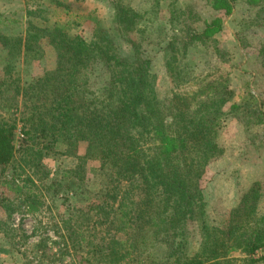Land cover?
Wrapping results in <instances>:
<instances>
[{
	"label": "trees",
	"instance_id": "trees-1",
	"mask_svg": "<svg viewBox=\"0 0 264 264\" xmlns=\"http://www.w3.org/2000/svg\"><path fill=\"white\" fill-rule=\"evenodd\" d=\"M235 1L215 0L213 8L231 14ZM114 9V22L130 45L127 55L101 26L91 41L71 36L59 25L28 31L25 39L0 34L6 76L0 86L8 82V91H20L14 84L18 78H11V66L23 53L33 52L43 40L56 52L55 69L25 89V95L35 100L26 120L31 128L23 129V154L26 160L31 158L24 162L36 170L34 176L44 171V157L58 145L64 148L63 155L77 160L60 180L41 182L55 197L67 194L69 213L54 231L61 241L59 258L73 252L86 264H231V254L240 253L251 264L264 261L253 259L264 249L261 182L243 194L226 224L209 225L204 218L201 182L209 164L225 154L219 142L222 117L233 99L228 75L198 76L190 59L195 43L210 37L208 29L174 35L165 42V68L173 87L164 101L142 44L143 15L123 0H116ZM96 65L105 70L108 81L93 91L90 81ZM16 129V124L0 122L2 170L13 168L16 160ZM81 144L86 146L83 155L78 153ZM90 161L99 163L103 181L99 190L92 188L87 176ZM32 175H26V180L0 178L5 192L22 197L28 214L37 213L43 205L25 183H34ZM124 183L127 190L123 192ZM136 191L139 200H134ZM70 195L84 205L72 204ZM101 199L107 201L101 204ZM191 223L198 224L194 253L189 249ZM5 225L0 221V234L12 231ZM104 226L105 235L92 236L91 230ZM38 251L41 263L56 261L44 239Z\"/></svg>",
	"mask_w": 264,
	"mask_h": 264
},
{
	"label": "rangeland",
	"instance_id": "rangeland-1",
	"mask_svg": "<svg viewBox=\"0 0 264 264\" xmlns=\"http://www.w3.org/2000/svg\"><path fill=\"white\" fill-rule=\"evenodd\" d=\"M115 1L0 0V34L25 39L28 31L34 33L40 28L54 29L59 25L65 27L71 36L91 41L96 27L101 26L113 34L121 52L127 55L130 45L114 22ZM123 2L143 15L141 26L145 34L141 37L142 44L146 58L151 60L152 72L158 78L159 97L164 101L170 97L173 87L165 68V42L174 35L184 37L188 31L202 33L208 29L210 37L195 43L190 49V59L194 61L198 76L216 78L220 74L228 75L233 99L225 107L222 117L219 142L225 154L209 164L201 182L205 198L204 218L209 225L226 224L230 210L240 203L243 194L255 182L262 184L259 211L264 215V0H255L254 3L252 0H236L231 14H226L225 9L213 8L215 0ZM133 37L138 39L135 35ZM4 57L5 51L0 46V82L6 79ZM11 67V78H18L14 84H18L20 91H8V82L0 86L3 93L0 95V122L17 126L16 160L13 168H0V178L16 176L26 180V175H32L35 169L24 162L27 156L24 158L23 154V129L26 125L31 128L26 120L33 113L31 103L35 99L28 98L25 89L55 69L56 52L48 40H43L33 52L23 53ZM92 76L90 84L93 91L108 81L100 65L95 66ZM63 149L61 145L56 146L42 161L44 171L39 176L32 175L34 183L25 182L31 185L33 195L43 202L37 213L28 214L22 197L5 192L0 187V221L6 222V230H12L8 234H0V264H49L50 260L40 262L42 255L38 246L42 239L50 255L56 258L53 264H86L80 255L73 252L59 258L61 241L54 231L69 213L64 201L67 194L55 197L44 190L41 183L55 178L60 180L64 170L76 166L77 160L63 155ZM85 150V144H81L79 155H83ZM87 168L92 188L99 190L103 182L100 181L99 163L90 161ZM126 188L127 185L122 184L121 191ZM140 196L136 191L134 200H139ZM69 197L72 204L84 205L80 198ZM106 201L101 199V204ZM107 203L111 204V198ZM190 227L192 238L189 249L194 253L199 243L198 224L191 223ZM103 230H107V226L93 229L91 234L96 233L98 237L105 235ZM230 257L231 264H251L240 253H233ZM263 258L264 249L253 256L255 260ZM257 263L264 264V261Z\"/></svg>",
	"mask_w": 264,
	"mask_h": 264
}]
</instances>
